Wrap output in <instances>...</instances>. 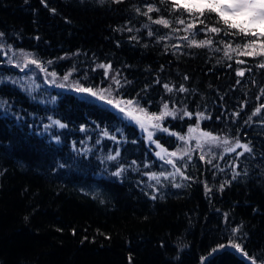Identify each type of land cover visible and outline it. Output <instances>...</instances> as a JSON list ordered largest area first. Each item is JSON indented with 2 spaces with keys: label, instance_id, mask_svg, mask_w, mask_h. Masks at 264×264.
Returning a JSON list of instances; mask_svg holds the SVG:
<instances>
[{
  "label": "trees",
  "instance_id": "16d2710c",
  "mask_svg": "<svg viewBox=\"0 0 264 264\" xmlns=\"http://www.w3.org/2000/svg\"><path fill=\"white\" fill-rule=\"evenodd\" d=\"M172 3L0 0V264H251L227 247L230 239L241 243L261 264L264 69L256 64L264 57L234 55L227 60L222 51L208 48L173 49V44L185 42L178 39L184 32L174 33L171 28H183L175 23L177 18H190L183 9L173 11ZM149 5L159 11L148 16L168 19L169 28L143 15ZM206 22L214 24V14ZM203 27L197 23L194 29L197 41L223 38L235 46L245 39L205 34ZM161 36L171 39L160 40ZM21 53L30 54L46 71L35 65L21 71L15 63L6 62L9 58L22 61ZM236 59L244 63L237 64ZM109 63L112 69L106 78L105 70L96 65ZM238 69L244 70L243 77L236 75ZM117 70L122 81L132 82L118 90L111 80ZM35 74L41 76L32 93L15 80ZM65 75L68 81L63 80ZM61 83L65 86L58 87ZM76 83L111 86L113 97L139 100L149 113L159 114L164 102L170 109L193 113L191 118L181 119L182 112L175 119L166 117L161 123L168 132H153V140L167 151L195 149L194 141L185 145L178 137H186L189 127L195 126L197 112L211 117L200 121L202 131L238 137L253 151L235 160L241 175L233 180L236 153L205 145V161L199 159L201 150L195 149L188 167H182L191 179L176 177L183 187H173L163 177L162 186L156 185L148 173L173 171L156 157V144L148 142L134 123L120 124L111 106L92 97L81 100L83 94L73 90ZM164 83L174 85L173 92H167ZM180 84L189 91H176ZM257 108L260 112L253 116ZM236 112L238 116L233 115ZM53 120L67 126L60 128ZM104 130L116 139L105 137ZM117 151L116 160L106 159ZM185 161L187 157L176 163L182 166ZM121 167L125 171L119 177L113 175ZM152 195L157 198L151 199ZM236 227L240 232L233 236Z\"/></svg>",
  "mask_w": 264,
  "mask_h": 264
},
{
  "label": "snow or ice",
  "instance_id": "6c2138e0",
  "mask_svg": "<svg viewBox=\"0 0 264 264\" xmlns=\"http://www.w3.org/2000/svg\"><path fill=\"white\" fill-rule=\"evenodd\" d=\"M43 2V0H42ZM122 0H113V3H121ZM163 2V0H162ZM47 6V5H45ZM170 8L173 11H179L183 9L188 13L189 20H185L184 18H177L175 23L179 25H183V28H171V31L176 33L183 31L184 35L179 36L178 39L184 41L183 45L181 44H173L172 48L175 50H179L183 47H196V48H208L215 52H223V57L227 60H232L235 56H247V57H264V0H173V3L170 5ZM55 11L54 9L52 10ZM137 13H140V9H136ZM153 11H159L158 8L149 5L147 7V11L143 13V15L148 16L149 13ZM207 14V15H206ZM215 18V23L209 25L206 21L209 19ZM183 16V13L181 14ZM148 19L153 24L163 25L165 28L170 27V21L164 18L153 19L151 16H148ZM197 23L204 25L201 31L207 33H212L215 35H219L223 33L224 36H239L244 37L245 39L236 41L235 46H233V42H225L223 38L220 40H214L213 37H209L207 39H201L197 41L196 36L198 35L197 31H194L197 27ZM222 25V26H221ZM145 28H149L148 24L144 25ZM129 32L132 31L131 28L128 29ZM154 33L152 30L148 31V36H152ZM3 36V33H0V37ZM131 39L136 40V36H132ZM171 39L168 36H161L160 40ZM223 45V47H220ZM167 48L168 45H165ZM0 50H2V41H0ZM9 51L11 49L9 48ZM23 59L22 61H13L9 58V63H15L16 67H20L21 71L24 68L28 67V65H35L37 68H40L41 71H46V69L42 66V64L32 58L30 54L21 53ZM51 63V61H49ZM237 64L244 63L243 60L236 59ZM231 66V65H229ZM97 68L104 69V76L107 78L109 71H111V64H97ZM256 67L264 69V60H260ZM250 70V69H249ZM245 74L244 70L238 69L236 71V75L243 77ZM52 77L56 76L55 72L50 73ZM70 75V74H69ZM69 75H65L63 77L64 81H68ZM121 73L117 70L114 75H112L111 80L112 84L117 86V90L121 87H124L125 84L132 83L126 78L122 81L119 77ZM184 80H187L188 77L184 76ZM2 82V81H0ZM156 83H160V80L157 79ZM240 81H237L239 84ZM58 87H64L63 83L58 84ZM164 89L171 93L174 90V85L170 86L169 83L163 84ZM73 90L83 94L80 99L87 102V97H92L96 101H100L103 104L111 106L112 109L116 111V119L120 124H124L125 121L134 122L137 124L140 129L147 133V138L150 142L155 143L156 147L160 149V151L156 152L155 155L162 160L165 164H168L172 167L173 171L165 172L161 171L159 174L156 172L148 173V179L150 181H155L156 185H161V177L164 180H171L172 186L176 188L183 187L181 183L176 182V177L180 176L183 180H189L191 177L184 174L182 171L183 168L188 167V162L191 161V154L195 149L201 150V155L199 156L200 161H205V154H203V150L205 145H215L218 148H222V151L225 154L236 153L234 157V163L231 165L232 167V179L235 180L238 176L241 175L239 171H236L238 167L235 164V160H239L240 156H243L245 153H252V148L249 143H242L241 140L237 137L234 139L223 138L220 136L213 135L210 132L202 131L200 129V121L205 119H210L211 117L205 116L203 112H197L196 115V124L194 127H189L188 136H179L178 138L184 141L185 145L189 143L190 140L195 139L196 145L195 149L191 147H185L183 149H177L174 152H167L165 148H163L158 142L153 140L154 133L149 131V129H155L158 131L168 132V128L162 126V121L166 117L176 118L179 113L182 112L180 116L181 119L184 117L191 118L193 113L185 109H176L175 107L169 108V104L164 102L162 105V110L159 111V114L149 113L146 107L141 106L139 100L135 99H127L120 100L116 99L112 95L111 86L107 88H94V87H84L79 83H76L73 86ZM179 93L188 92L189 89L186 88L183 84H180L178 89H176ZM261 94L264 95V88L261 89ZM3 106V102L0 101V107ZM258 112H260V108H257L252 115L255 116ZM233 115L238 116L239 112L233 113ZM220 117L218 116L217 119ZM251 120V117H249ZM247 123V121H246ZM53 125H57L60 128H65L67 125L61 123L59 120H53ZM126 127L127 124H124ZM49 125H45V129H47ZM84 129L81 128V131ZM170 135H176V133H169ZM195 134V135H194ZM103 135L110 139L115 140V136H109V132L107 130L103 131ZM238 149H242V151L237 152ZM120 155L119 151L116 152L115 155H108L106 157L107 160H116ZM173 157L176 160H185L187 157V161L182 166H178L176 160L172 159ZM215 156L207 159V163L211 164L212 159ZM223 159V156H220ZM135 163V161H133ZM148 167V165H145ZM214 167H216L214 165ZM125 169L121 167L118 171L114 172L113 175L119 177ZM223 171V169H221ZM247 175V172L244 173ZM225 183H230L225 181ZM162 186V185H161ZM148 187L153 188V191H157L154 185L149 184ZM223 185H221L220 190L223 191ZM205 189L207 192H210L211 189L208 188L207 184H205ZM156 195H152L151 199L155 200ZM225 220H227V214H225ZM242 227V226H241ZM240 232V227H236L232 229L233 236L236 233ZM220 248L226 247L225 245H220ZM227 247H231L235 249L237 252H240L242 256L250 260L251 264H257V258L254 256H249L248 253L244 250L241 243L235 241V239H230L229 245ZM217 251L213 249V252ZM261 264H264V259H262Z\"/></svg>",
  "mask_w": 264,
  "mask_h": 264
},
{
  "label": "rangeland",
  "instance_id": "374dc122",
  "mask_svg": "<svg viewBox=\"0 0 264 264\" xmlns=\"http://www.w3.org/2000/svg\"><path fill=\"white\" fill-rule=\"evenodd\" d=\"M5 59V58H4ZM9 59H6V62L8 61ZM28 69H31V70H34V67H29ZM41 75H36L35 74V76L34 77H32V76H26V78H19V77H15V80H16V82H17V84L18 85H20L21 87H24L25 89H28V93H32V91H36V89H37V86H39L38 84H37V80H38V78L40 77ZM27 81H33L34 83H31V82H27ZM26 85H27V87H26ZM120 100H125V99H120ZM132 123H134V122H132ZM135 124V123H134ZM138 128H139V130L141 131V132H144V131H142L141 129H140V127L137 125V124H135ZM149 131H152V132H154V131H156L155 129H149ZM144 134H145V137L147 138V133L146 132H144ZM195 135V134H194ZM188 135H186V137H187ZM148 139V138H147ZM148 142H149V140H147ZM190 141H194V144L196 145V141H195V139H193V140H190ZM152 144H154V143H152ZM209 146H212V145H209ZM158 151H160V149L159 148H157V152ZM167 152H174V151H167ZM157 157V156H156ZM158 158V157H157ZM249 262H250V260H248Z\"/></svg>",
  "mask_w": 264,
  "mask_h": 264
}]
</instances>
